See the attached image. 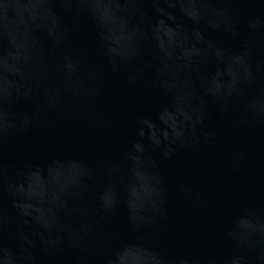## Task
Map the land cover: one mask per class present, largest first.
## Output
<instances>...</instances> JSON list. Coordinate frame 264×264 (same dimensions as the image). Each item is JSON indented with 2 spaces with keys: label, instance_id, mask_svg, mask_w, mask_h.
Wrapping results in <instances>:
<instances>
[{
  "label": "water",
  "instance_id": "water-1",
  "mask_svg": "<svg viewBox=\"0 0 264 264\" xmlns=\"http://www.w3.org/2000/svg\"><path fill=\"white\" fill-rule=\"evenodd\" d=\"M0 264H264V0H0Z\"/></svg>",
  "mask_w": 264,
  "mask_h": 264
}]
</instances>
